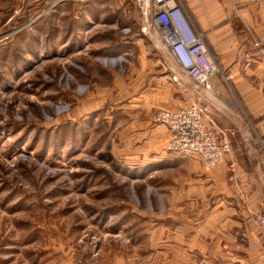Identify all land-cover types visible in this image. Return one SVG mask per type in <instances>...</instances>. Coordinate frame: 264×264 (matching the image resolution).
Segmentation results:
<instances>
[{
	"label": "rangeland",
	"instance_id": "1",
	"mask_svg": "<svg viewBox=\"0 0 264 264\" xmlns=\"http://www.w3.org/2000/svg\"><path fill=\"white\" fill-rule=\"evenodd\" d=\"M144 13L138 0H0V264H217L194 253L206 232L169 211L167 168L198 159L150 143L156 115L208 105L233 173L264 154L229 78L222 96L219 74L197 89Z\"/></svg>",
	"mask_w": 264,
	"mask_h": 264
},
{
	"label": "crops",
	"instance_id": "2",
	"mask_svg": "<svg viewBox=\"0 0 264 264\" xmlns=\"http://www.w3.org/2000/svg\"><path fill=\"white\" fill-rule=\"evenodd\" d=\"M182 5L217 63V75L221 76H217L218 94H227L220 80L226 83L229 78L230 92L249 118L246 127L242 121L237 125L253 159L261 152L263 157L264 0H183ZM168 138L165 126H153L150 131L149 141L155 147ZM253 138L260 142L256 153ZM260 160L234 173L225 165L205 173L199 160L186 163L182 169L175 170L177 164L167 168L161 189L169 211L181 217L180 223L192 225L188 231L197 239L206 232L207 251L195 254L217 256V264H264V234L254 221L255 213L264 209V167Z\"/></svg>",
	"mask_w": 264,
	"mask_h": 264
},
{
	"label": "built area",
	"instance_id": "3",
	"mask_svg": "<svg viewBox=\"0 0 264 264\" xmlns=\"http://www.w3.org/2000/svg\"><path fill=\"white\" fill-rule=\"evenodd\" d=\"M143 1L138 0L144 11ZM146 15L145 12V18ZM148 18L175 65L197 89L212 91L211 80L218 73L217 64L203 34L194 29L183 5L176 0H150ZM172 78L176 84L184 83L177 73ZM155 122L169 130L167 151L197 158L205 172L222 165L231 154L229 140L215 131L216 124L208 105L191 101L184 108L160 110ZM257 221L264 232V217H258Z\"/></svg>",
	"mask_w": 264,
	"mask_h": 264
},
{
	"label": "bare ground",
	"instance_id": "4",
	"mask_svg": "<svg viewBox=\"0 0 264 264\" xmlns=\"http://www.w3.org/2000/svg\"><path fill=\"white\" fill-rule=\"evenodd\" d=\"M149 1L150 0H144L143 4H144V12L147 13L146 18H145V26H147L148 28H151V24L148 18V13H149ZM152 29V28H151Z\"/></svg>",
	"mask_w": 264,
	"mask_h": 264
}]
</instances>
